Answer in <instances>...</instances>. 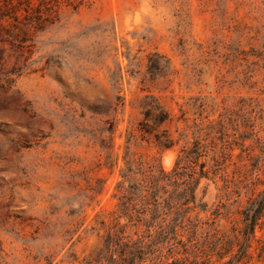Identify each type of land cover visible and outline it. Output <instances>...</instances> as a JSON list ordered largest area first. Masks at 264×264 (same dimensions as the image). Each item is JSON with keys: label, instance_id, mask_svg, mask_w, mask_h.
<instances>
[{"label": "rangeland", "instance_id": "374dc122", "mask_svg": "<svg viewBox=\"0 0 264 264\" xmlns=\"http://www.w3.org/2000/svg\"><path fill=\"white\" fill-rule=\"evenodd\" d=\"M57 9L53 24L12 37L0 15V264H78L72 256L98 246L90 228L96 215L109 221L143 97L173 113L190 96L257 97L264 111V0H60ZM118 95L105 149L102 118L88 108ZM130 151L165 170L175 163L176 149L145 139ZM206 183L209 209L217 190L206 180L199 189ZM251 251L248 264H263Z\"/></svg>", "mask_w": 264, "mask_h": 264}, {"label": "trees", "instance_id": "16d2710c", "mask_svg": "<svg viewBox=\"0 0 264 264\" xmlns=\"http://www.w3.org/2000/svg\"><path fill=\"white\" fill-rule=\"evenodd\" d=\"M59 2L2 0L0 15L13 30L6 34L12 37L14 30L26 33L53 24ZM119 107L124 103L118 95L115 102L105 97L88 108L102 118L97 129L102 148L111 146L115 122L107 117ZM263 112L257 97L217 102L215 97L190 96L177 104V113L156 96L143 97L141 118L126 131L109 221L95 216L96 228L90 230L97 229L98 246L81 259L72 256V261L248 264L252 249L264 264V242L257 240L252 247L255 229L264 226V141L259 137ZM138 138L158 152L176 149L172 168L165 170L156 160L131 152ZM202 180L214 183L217 190L218 201L209 209L203 202L208 184L199 189ZM206 212L209 216H200Z\"/></svg>", "mask_w": 264, "mask_h": 264}, {"label": "bare ground", "instance_id": "6f19581e", "mask_svg": "<svg viewBox=\"0 0 264 264\" xmlns=\"http://www.w3.org/2000/svg\"><path fill=\"white\" fill-rule=\"evenodd\" d=\"M168 156V155H167ZM166 157V156H165ZM165 159H167V157L165 158ZM164 160V159H163Z\"/></svg>", "mask_w": 264, "mask_h": 264}]
</instances>
